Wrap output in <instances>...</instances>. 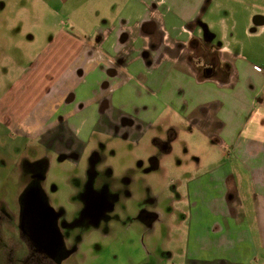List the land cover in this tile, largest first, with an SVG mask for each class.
<instances>
[{
    "label": "crops",
    "instance_id": "obj_1",
    "mask_svg": "<svg viewBox=\"0 0 264 264\" xmlns=\"http://www.w3.org/2000/svg\"><path fill=\"white\" fill-rule=\"evenodd\" d=\"M100 1L102 24L80 40L53 42L54 56L41 57L63 65L45 75L48 89L23 115L43 127L35 133L38 143L77 158L95 133L128 129L135 138L156 118L170 122L177 115L226 147L222 162L212 157L213 167L184 179L190 222L185 260L264 264V58L254 56L264 49V0L245 6L248 20L239 28L248 46L237 26L218 34L206 23L219 0ZM28 79L36 91L40 76ZM168 126L171 138L177 136L176 126ZM169 149L166 144L165 153ZM214 224L216 237L210 236Z\"/></svg>",
    "mask_w": 264,
    "mask_h": 264
},
{
    "label": "rangeland",
    "instance_id": "obj_2",
    "mask_svg": "<svg viewBox=\"0 0 264 264\" xmlns=\"http://www.w3.org/2000/svg\"><path fill=\"white\" fill-rule=\"evenodd\" d=\"M219 1V10L206 23L218 34L224 26H237L246 43L239 28L248 20L245 6L259 0ZM99 2L0 0V264H201L198 258L185 260L190 222L184 179L213 167L212 157L222 162L226 147L190 129L177 115L170 122L162 116L135 138L121 137L113 128L95 133L83 157L75 160L39 144L35 133L43 127L23 116L48 89L45 75L50 78L63 65L41 57L54 56L53 42L80 40L102 24L106 17ZM152 19L162 23V17ZM259 39L263 42L264 36ZM254 56L264 58V49ZM35 74L39 88L32 91L28 78ZM168 125L176 126L177 136L171 138ZM56 130L52 136H58ZM156 137L165 140L160 142L168 144V153L153 144ZM92 149L105 157L96 167L103 185H117L115 190L102 185L110 191H104L107 201L99 199L98 207H87L89 197L98 199L85 180L90 164L85 156ZM107 167L113 171L109 177ZM176 174H182L181 185ZM155 209L159 219L151 215ZM216 229L212 225L210 236H218Z\"/></svg>",
    "mask_w": 264,
    "mask_h": 264
},
{
    "label": "flooded vegetation",
    "instance_id": "obj_3",
    "mask_svg": "<svg viewBox=\"0 0 264 264\" xmlns=\"http://www.w3.org/2000/svg\"><path fill=\"white\" fill-rule=\"evenodd\" d=\"M128 129H117V130H115L114 131V133L116 134H119V136H121V137H125V138H129L130 137V132L128 133ZM123 135H125V136H123ZM155 144V143H154ZM156 145L157 146H159V148H161L162 150H164V148L166 147V143H160V142H158V143H156ZM83 155L84 154H82L80 157H77V158H79V160L83 157ZM153 157V159L155 160V156H152ZM77 158H75V160L77 159ZM85 158L88 160V162L90 161V164H88V168H87V170H86V176H85V180L87 181V182H89L90 183V185L91 186H96V185H98L97 186V188H95V187H91V186H87V187H90L91 189H96L98 192L96 193L97 195V198L98 199H90V197H89V200H88V202H89V204L87 205V207H90L91 205H94V204H96L97 205V207H98V200L99 199H103V200H105V201H107L104 197H103V195H104V191H106V192H109L110 191V189H116L117 188V185H115V184H112V183H107V185H103V180H102V176L99 174V172H98V170L96 169V167H97V164H99V163H101L102 165H103V163H104V156H101V154L98 152V150L97 149H92V150H90V152L88 153V155L87 156H85ZM156 161V160H155ZM75 163L76 164H79V162L78 161H75ZM105 175L106 176H111L112 175V173H113V171H112V169L111 168H109V167H107L106 169H105ZM126 182L127 183H129L130 181H127L126 180ZM102 185L103 186H106L107 188H110V189H102ZM113 196L115 195V193H112V192H110ZM91 202V203H90ZM156 202H157V200H156ZM155 202V203H156ZM110 205H107L106 207H109L110 209L109 210H111V208H112V206L113 205H111L112 204V202L110 203V202H108ZM99 208H105V207H103L102 205H100L99 206ZM99 208H98V210H99ZM108 210V211H109ZM151 212H154L153 214L151 213V215L152 216H154L156 219H159L160 218V215H159V213L157 212V211H151ZM105 215V214H104ZM50 262V261H49ZM201 264H209V263H206V262H204V263H201Z\"/></svg>",
    "mask_w": 264,
    "mask_h": 264
}]
</instances>
